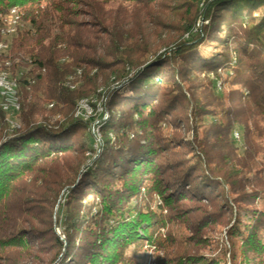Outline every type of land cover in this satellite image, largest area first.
Segmentation results:
<instances>
[{
  "label": "trees",
  "instance_id": "obj_1",
  "mask_svg": "<svg viewBox=\"0 0 264 264\" xmlns=\"http://www.w3.org/2000/svg\"><path fill=\"white\" fill-rule=\"evenodd\" d=\"M16 6L29 26L12 61L36 81L11 137L0 114V264H144L129 251L146 245L152 264H264V0H0V13ZM99 84L110 118L88 166L97 117L75 114Z\"/></svg>",
  "mask_w": 264,
  "mask_h": 264
},
{
  "label": "rangeland",
  "instance_id": "obj_2",
  "mask_svg": "<svg viewBox=\"0 0 264 264\" xmlns=\"http://www.w3.org/2000/svg\"><path fill=\"white\" fill-rule=\"evenodd\" d=\"M81 10H83V12H87V9L86 8H81ZM79 21H81V22H89L91 19L89 18V17H87L86 15H84V14H82V15H80V17H79V19H78ZM29 26V24H28V22H26L25 21V19H23V21L21 22V25H20V28H19V31H18V33L21 31V30H23V29H25V28H27ZM18 33H16L14 36H12V37H9V38H7L6 40H5V42H7L8 43V47L5 49V53H0V59H1V61L3 60V58H5L2 62H4V63H1V64H3L4 66H5V64H6V62H8L9 60H10V62H12L11 63V65H10V68H11V70H13L14 72H12L11 70H10V72H12L11 74H13V76L15 77V78H19L21 81L25 78V79H27V78H29L31 81L29 82L28 80H27V84L28 85H30L29 87H28V89H27V92L28 93H30V92H32L31 91V88H32V86H34V81H36L34 78H33V76L32 75H30V77H27V76H25V75H27L26 73L28 72L29 73V71L31 70V68L30 67H22V66H15L14 65V62L12 61L13 60V58H12V56H13V54H12V51H13V38L14 37H16L17 35H18ZM175 37H177L175 34H174V32H167V33H164L163 35H162V38L164 39V40H167V41H169L171 38H175ZM187 37V35H185V38ZM1 40V39H0ZM3 41H4V39H3ZM7 51V52H6ZM3 52V51H2ZM164 52V50H161L160 51V53H163ZM7 53V54H6ZM159 53V54H160ZM3 55V56H2ZM6 55V56H5ZM10 56V57H9ZM2 57V58H1ZM9 58V59H8ZM0 61V62H1ZM6 61V62H5ZM2 67V66H1ZM5 68V67H4ZM3 69V68H2ZM9 71V70H8ZM22 74V75H21ZM199 75H198V77H199V81H205V80H208V78H209V73H206V72H200V73H198ZM24 75V76H23ZM18 76V77H17ZM20 76V77H19ZM29 76V75H28ZM81 71H78V73H76V76L75 77H73V78H69V80L68 81H72V83L73 84H75V85H71L70 83V85H71V90H74L78 85H80L81 84ZM24 77V78H23ZM215 76L213 75V74H210V78H214ZM22 78V79H21ZM68 81H67V84H68ZM75 82V83H74ZM24 80H23V82H21V86H24ZM26 86V85H25ZM21 91H23V87L21 88ZM20 91V98L21 99H19L20 100V103H21V106H22V108H21V110L20 111H18L17 109H13V111H10L8 114H4V113H1V117L2 116H4L3 118L5 119V121H6V123H8L9 125H10V130H11V133H10V135H9V137H11L12 135H13V133H12V130H18V129H20L21 127H22V125H23V118L22 117H24V114H23V104L25 103V98H23V95H22V93L23 92H21ZM97 92V94L96 95H94V96H91V97H89V98H85L84 100H80L79 102H78V107H77V110H76V114H75V117L77 118V119H80V120H82V121H84V122H88L89 123V121H90V119L92 118V117H99V113H101L102 112V110L104 109L105 110V103H106V98L108 97V95H106V97H104V94H105V91H106V86L104 85V84H99V86L97 87V90H96ZM222 86H221V84L219 83V82H217V90H216V93L217 94H222ZM27 93L25 92V95H26ZM33 94V93H32ZM100 94V95H99ZM28 95V94H27ZM98 97V98H97ZM97 100H96V99ZM102 98V99H101ZM90 100V101H89ZM23 101V102H22ZM99 101V102H98ZM91 102H93V103H91ZM95 102V103H94ZM103 102V103H102ZM89 103H91V104H89ZM80 104H81V106H80ZM93 105L95 106V107H93ZM51 106V107H50ZM53 108V104L52 105H49V106H47V109L48 110H50V109H52ZM84 109V111H83V109ZM92 108H95V110L93 109V111H92ZM80 109V110H79ZM107 109V108H106ZM79 110V112H77ZM107 111L109 112V110L107 109ZM26 112H27V110H26ZM91 113V114H90ZM47 114V113H46ZM90 114V115H89ZM94 114V115H93ZM48 116V115H47ZM7 117V118H6ZM89 117V118H88ZM110 118V117H109ZM63 119H64V117L62 116V115H57L56 116V118L54 119V121L55 122H58V121H63ZM37 122L39 123V122H42V116H38L37 117ZM92 124L93 123H90V125H89V128H88V132H90V134L92 135V137H93V131H92ZM90 127H91V129H90ZM181 134V136H186V133L184 134V131L182 132V133H180ZM102 135H103V133L101 132V138H102V146H103V142H104V138L102 137ZM111 136V135H110ZM113 137V136H112ZM236 138H237V140H239L240 139V135L239 134H236V136H235ZM94 138V137H93ZM95 145V146H94ZM94 145H93V151H91V152H89V153H87L86 154V158H87V161H86V163H85V165H88V166H91L92 164H93V161L94 160H97L98 158H99V154H101L102 152H101V150L102 149H100L101 148V144H97V140L94 142ZM77 154H73L72 156L73 157H77L76 156ZM86 168V167H85ZM85 168H83V171H84V169ZM86 170V169H85ZM63 195V194H62ZM62 195L59 197V201H58V204H57V206H56V208L54 209V216L56 217V220L58 219V213L59 212H57L58 210V205L60 204V203H62V204H64L65 203V200H63L64 198L62 197ZM160 200H158L157 201V204H156V206L157 205H159L160 203ZM57 212V213H56ZM56 222V221H55ZM57 232L59 233V234H62V228H61V226H59L58 228H57ZM139 252V253H138ZM154 252H155V250H154V248H152V247H148V245H146V247H144V248H142V249H140V251L138 250V251H136V249H134V248H132L130 251H129V255L130 256H132V257H134V258H136V259H138L140 262H142V263H144V264H152L153 263V260H154ZM206 253H208V251H207V249L206 250H203V251H201V254H206Z\"/></svg>",
  "mask_w": 264,
  "mask_h": 264
},
{
  "label": "bare ground",
  "instance_id": "obj_3",
  "mask_svg": "<svg viewBox=\"0 0 264 264\" xmlns=\"http://www.w3.org/2000/svg\"><path fill=\"white\" fill-rule=\"evenodd\" d=\"M17 8H21V7H17ZM25 17V12L24 10H18L16 11V19H14V29H6V35H3V38H0V53H5V49L8 47V43L5 42V40L9 37H12L14 36L16 33H18V30L20 28V25H21V22L23 21ZM16 29V30H15ZM19 34V33H18ZM4 39V41H3ZM3 51V52H2ZM7 52V51H6ZM7 54V53H6ZM3 56V55H2ZM6 56V55H5ZM10 57V56H9ZM2 58V57H1ZM6 58V57H5ZM3 58V60L5 59ZM9 59V58H8ZM2 60V61H3ZM1 61V59H0ZM0 62V83H1V86H0V104H2V110H0V114L1 113H6L8 114L10 111H13V109H17L18 108V111L21 110L22 106H21V103H20V91H21V88L23 86H21V82H23V80L21 81L19 78H15L13 76V74H11L12 72H14L13 70H11L10 68V65L12 62H10V60L8 62H6L5 66L1 63H4V62ZM2 66V67H1ZM5 67V68H4ZM3 68V69H2ZM9 70V71H8ZM10 70L12 72H10ZM28 73V72H27ZM26 73V74H27ZM22 75V74H21ZM24 76V75H23ZM26 76V75H25ZM28 76V74H27ZM18 77V76H17ZM20 77V76H19ZM22 79V78H21ZM29 82L31 81L29 78L27 79ZM25 83V82H24ZM23 83V84H24ZM15 85H16V91H15ZM75 85V84H73ZM27 87V86H26ZM24 88V87H23ZM30 88V87H29ZM29 90V89H28ZM22 92V91H21ZM105 97V95H104ZM98 98V97H97ZM108 98V97H107ZM106 98V99H107ZM96 99V98H95ZM102 99V98H101ZM84 100V99H83ZM97 100V99H96ZM90 101V100H89ZM23 102V101H22ZM99 102V101H98ZM93 103V102H91ZM89 103V104H91ZM95 103V102H94ZM103 103V102H102ZM81 106V104H80ZM94 106V105H93ZM51 107V106H50ZM107 108V107H106ZM83 109V108H82ZM93 109L95 108H92V111ZM80 110V109H79ZM79 110L77 112H79ZM84 111V109H83ZM96 111V110H95ZM103 111L104 109L102 110L101 113H99V117H97L92 123V125L95 124V133H93V137H94V140H95V136L97 137H101V127L104 123H106L108 120H109V112L107 111V109H105V118L102 120L103 118ZM91 114V113H90ZM89 114V115H90ZM94 115V114H93ZM7 118V117H6ZM89 118V117H88ZM100 124H97L99 123ZM105 125V124H104ZM91 129V127H90ZM90 135V134H89ZM91 136V135H90ZM103 138H105L103 135H102ZM93 145V144H92ZM95 146V145H94ZM101 146H102V138H101ZM101 149V148H100ZM90 154V153H89Z\"/></svg>",
  "mask_w": 264,
  "mask_h": 264
},
{
  "label": "built area",
  "instance_id": "obj_4",
  "mask_svg": "<svg viewBox=\"0 0 264 264\" xmlns=\"http://www.w3.org/2000/svg\"><path fill=\"white\" fill-rule=\"evenodd\" d=\"M24 10L23 8L13 7L6 13H0V38H3V35H6V29H14V19H16V11ZM16 30V29H15ZM19 31V30H18ZM1 86V83H0ZM16 91V85H15ZM2 104H0V110H2ZM18 110V108H17ZM105 118V110L103 111V118ZM97 124H100L97 123ZM92 131L95 133V124L92 125ZM97 140V144H101V137L95 136V141Z\"/></svg>",
  "mask_w": 264,
  "mask_h": 264
}]
</instances>
